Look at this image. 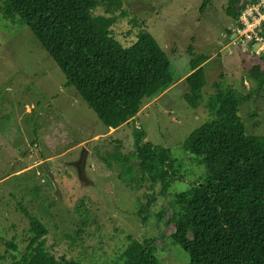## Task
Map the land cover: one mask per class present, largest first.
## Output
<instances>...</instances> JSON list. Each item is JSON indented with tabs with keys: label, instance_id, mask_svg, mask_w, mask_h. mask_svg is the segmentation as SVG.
I'll return each mask as SVG.
<instances>
[{
	"label": "rangeland",
	"instance_id": "374dc122",
	"mask_svg": "<svg viewBox=\"0 0 264 264\" xmlns=\"http://www.w3.org/2000/svg\"><path fill=\"white\" fill-rule=\"evenodd\" d=\"M205 1L123 0L114 37L128 47L140 30L150 32L180 82L145 100L135 122L108 129L75 88L65 86L64 73L32 31L4 18L0 0V264L10 263L6 242L16 238L20 251L27 245L29 221L21 207L48 229L46 245L56 257L116 264L134 238L154 241L161 264H189V255L170 238L174 226L166 222L175 195L205 174L183 147L210 119L204 106L192 109L184 100L190 46L196 55L209 57L205 94L214 93L213 85L222 80L244 96L251 94L240 116L248 134L264 135V89L257 81L264 61L229 49L235 27L226 13L229 0H207L202 14ZM95 14L105 12L100 7ZM137 128L145 131V142L170 149L180 165L181 178L167 193L149 179L141 187L124 180L123 161L135 151ZM85 149L88 180L82 184L74 164ZM49 172L56 188L47 181ZM153 193L156 215L143 225L139 212Z\"/></svg>",
	"mask_w": 264,
	"mask_h": 264
},
{
	"label": "trees",
	"instance_id": "16d2710c",
	"mask_svg": "<svg viewBox=\"0 0 264 264\" xmlns=\"http://www.w3.org/2000/svg\"><path fill=\"white\" fill-rule=\"evenodd\" d=\"M241 1H228L226 13L235 21ZM208 3L202 5V14ZM100 7L105 15L95 14ZM122 9L123 0H1L4 18L32 31L64 73L65 86L74 87L108 129L135 122L145 100L180 82L168 54L150 32L140 30L128 47L114 37L115 14ZM189 53L184 100L192 109L204 106L210 119L186 138L183 147L205 167V174L170 203L166 224L175 228L170 238L189 255V264H264V135L248 134L240 116L251 94L244 96L222 80L206 95L209 57L196 55L193 46ZM257 81L264 89V71ZM146 137L137 128L135 151L124 159L121 173L129 184L141 187L149 179L167 193L181 178L180 165L170 149L145 142ZM157 201L156 193L147 195L139 212L143 225L156 215ZM21 210L29 221L27 245L20 251L16 238L6 242L9 264H81L56 257L46 245L48 229L29 210ZM163 214L157 215L163 219ZM116 264L161 262L154 241L131 238Z\"/></svg>",
	"mask_w": 264,
	"mask_h": 264
},
{
	"label": "built area",
	"instance_id": "2783aa9c",
	"mask_svg": "<svg viewBox=\"0 0 264 264\" xmlns=\"http://www.w3.org/2000/svg\"><path fill=\"white\" fill-rule=\"evenodd\" d=\"M229 49L243 50L264 61V0L242 1Z\"/></svg>",
	"mask_w": 264,
	"mask_h": 264
},
{
	"label": "water",
	"instance_id": "95a60500",
	"mask_svg": "<svg viewBox=\"0 0 264 264\" xmlns=\"http://www.w3.org/2000/svg\"><path fill=\"white\" fill-rule=\"evenodd\" d=\"M86 155H87V149L84 150L81 159L79 162L75 163L74 166L78 169L79 177L82 182V184H85L88 179H86ZM47 181L50 182L52 188H56L57 184L54 181L53 175L49 172L48 176L46 177Z\"/></svg>",
	"mask_w": 264,
	"mask_h": 264
}]
</instances>
